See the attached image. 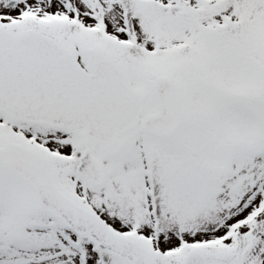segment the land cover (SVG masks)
<instances>
[{"label":"snow or ice","instance_id":"snow-or-ice-1","mask_svg":"<svg viewBox=\"0 0 264 264\" xmlns=\"http://www.w3.org/2000/svg\"><path fill=\"white\" fill-rule=\"evenodd\" d=\"M0 264H264V0H0Z\"/></svg>","mask_w":264,"mask_h":264}]
</instances>
